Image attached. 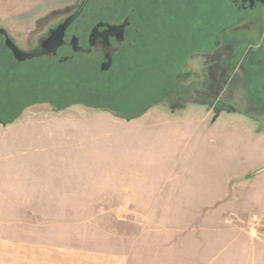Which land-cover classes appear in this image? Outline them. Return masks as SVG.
I'll list each match as a JSON object with an SVG mask.
<instances>
[{"label": "rangeland", "instance_id": "rangeland-1", "mask_svg": "<svg viewBox=\"0 0 264 264\" xmlns=\"http://www.w3.org/2000/svg\"><path fill=\"white\" fill-rule=\"evenodd\" d=\"M80 1L0 11H28L30 51ZM236 1L92 0L141 30L105 74L99 55L18 63L0 43V120L14 119L0 124V262L20 264L22 241L135 264L264 259L248 238L264 235V6ZM75 101L105 110L46 104Z\"/></svg>", "mask_w": 264, "mask_h": 264}, {"label": "flooded vegetation", "instance_id": "flooded-vegetation-1", "mask_svg": "<svg viewBox=\"0 0 264 264\" xmlns=\"http://www.w3.org/2000/svg\"><path fill=\"white\" fill-rule=\"evenodd\" d=\"M0 1L2 2L6 0ZM91 1L92 0H81L77 9L72 14L66 16L56 27L49 29L47 36H45V38L39 42L37 47L30 51L22 50V44L28 43L29 41L28 39L25 40L26 34L28 32V11L24 10L22 6H17L15 10H4L3 12L0 11V43L3 44L5 49H7V51L10 53L11 57L18 63H26L28 61L49 58L56 59L55 62H52L54 65H62L77 60V55H84L85 57L90 56V58L92 56L91 59L89 58L91 63L92 59L96 55H99L101 58L100 67L107 62L108 57L111 58V65L108 69L110 70L115 62V59L117 60L118 54H120L124 49L136 47V39L138 40L141 37V30L138 29V26L134 27V24L131 21V16L135 13L134 10L129 12L121 20H108L107 17L105 18V16H107V12H105L104 17L99 19L95 14L96 12L88 8V5L91 3ZM252 2L251 9H255L259 5L264 6V0H252ZM236 3H240L242 9H250V0H246V3L244 4L242 3V0H237ZM74 15H77L76 19L65 31L63 37L64 43L62 46L56 49L55 53L51 51L42 56L19 62L15 59L12 52L5 44L6 39H8L10 43L23 54L37 53L40 51L42 43L50 37L51 32L66 19ZM126 20L128 25L124 29L123 39L108 37L107 41L104 40L103 34L107 27L121 26ZM81 21L82 23L80 28H77L76 24ZM90 36L94 37L93 40L90 39ZM74 37L76 38V42L75 45H72V39ZM130 39L133 40V43L130 41ZM62 51H65L66 55L59 58V55Z\"/></svg>", "mask_w": 264, "mask_h": 264}, {"label": "crops", "instance_id": "crops-1", "mask_svg": "<svg viewBox=\"0 0 264 264\" xmlns=\"http://www.w3.org/2000/svg\"><path fill=\"white\" fill-rule=\"evenodd\" d=\"M171 107L176 108L174 105H171ZM146 114L148 113L146 112L145 115ZM125 207L130 208L131 206L127 205L122 208ZM262 236H252V234H249L248 238L253 242L251 247L255 245L254 242H260V247L264 248V235ZM1 245H7V243L4 242L0 244V247ZM133 256L134 252L132 254H127L124 251L110 252L24 241L20 244V264H135ZM159 256L161 258L157 259ZM168 257L170 259L171 254L167 250H165L163 254H157V252H155L154 255H150L148 264H172ZM7 263L6 259L0 262V264ZM257 264H264V259L261 258Z\"/></svg>", "mask_w": 264, "mask_h": 264}, {"label": "water", "instance_id": "water-1", "mask_svg": "<svg viewBox=\"0 0 264 264\" xmlns=\"http://www.w3.org/2000/svg\"><path fill=\"white\" fill-rule=\"evenodd\" d=\"M242 3H246V0H242ZM252 0H250V9L252 8ZM77 15L71 16L68 19H66L62 24H60L55 30L51 32V35L48 39H46L40 48V51L37 53L32 54H23L22 52L18 51L8 39H6V46L10 49L15 59L19 62L25 61L26 59H31L34 57H39L47 52H53L55 53L56 49L63 45V37L65 34V31L68 29V27L71 25V23L76 19ZM128 25L127 20L123 23L121 26H113V27H107L106 31L103 34V38L105 41L108 40V37H116L123 39V33L125 27ZM91 40H93V36H90ZM76 38L74 37L72 39V45H75ZM111 65V58L108 57V60L105 64L101 65L100 72H106L108 71L109 67Z\"/></svg>", "mask_w": 264, "mask_h": 264}, {"label": "trees", "instance_id": "trees-1", "mask_svg": "<svg viewBox=\"0 0 264 264\" xmlns=\"http://www.w3.org/2000/svg\"><path fill=\"white\" fill-rule=\"evenodd\" d=\"M130 49H134V47H132V48H130ZM120 54H118V56H119ZM117 56V57H118ZM97 74V73H96ZM95 74V75H96ZM102 74H105V73H102ZM88 77V76H87ZM86 77V78H87ZM85 78V79H86ZM90 80V79H89ZM79 103V105H84V106H86V107H92V108H95V109H100V110H102L103 109V107H99V106H93V105H89L88 103H85L84 101H75L74 103L72 102V103H56V102H48V103H46V104H49L50 105V108L52 109V111H54V112H61V111H63L65 108H68L69 106H71V105H73V104H78ZM38 104H42V103H38ZM103 110H105V109H103ZM14 122V119H10V120H5V121H1L0 120V124H2V125H8V124H11V123H13Z\"/></svg>", "mask_w": 264, "mask_h": 264}]
</instances>
